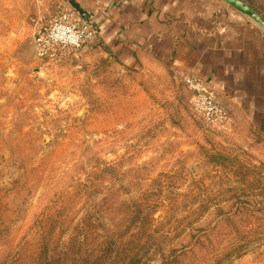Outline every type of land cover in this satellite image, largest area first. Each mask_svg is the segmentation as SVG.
Here are the masks:
<instances>
[{
	"label": "rangeland",
	"instance_id": "374dc122",
	"mask_svg": "<svg viewBox=\"0 0 264 264\" xmlns=\"http://www.w3.org/2000/svg\"><path fill=\"white\" fill-rule=\"evenodd\" d=\"M63 9L0 0V264H264V139L162 65L40 56Z\"/></svg>",
	"mask_w": 264,
	"mask_h": 264
},
{
	"label": "crops",
	"instance_id": "0c3cea01",
	"mask_svg": "<svg viewBox=\"0 0 264 264\" xmlns=\"http://www.w3.org/2000/svg\"><path fill=\"white\" fill-rule=\"evenodd\" d=\"M63 1L79 10L95 28V42L121 62L162 65L174 80L197 76L220 105L264 139V34L222 2Z\"/></svg>",
	"mask_w": 264,
	"mask_h": 264
},
{
	"label": "built area",
	"instance_id": "2783aa9c",
	"mask_svg": "<svg viewBox=\"0 0 264 264\" xmlns=\"http://www.w3.org/2000/svg\"><path fill=\"white\" fill-rule=\"evenodd\" d=\"M95 39L96 30L88 20L82 19L71 9H63L37 32L34 44L37 54L41 56L48 52L78 49L86 43H93ZM179 78L192 95L194 109L206 121H217L222 116V109L213 89L192 74H181Z\"/></svg>",
	"mask_w": 264,
	"mask_h": 264
},
{
	"label": "water",
	"instance_id": "95a60500",
	"mask_svg": "<svg viewBox=\"0 0 264 264\" xmlns=\"http://www.w3.org/2000/svg\"><path fill=\"white\" fill-rule=\"evenodd\" d=\"M228 8L238 13L245 21L254 25L264 34V20L261 19L250 7L240 0H219ZM73 11L80 15L79 10L72 6Z\"/></svg>",
	"mask_w": 264,
	"mask_h": 264
},
{
	"label": "trees",
	"instance_id": "16d2710c",
	"mask_svg": "<svg viewBox=\"0 0 264 264\" xmlns=\"http://www.w3.org/2000/svg\"><path fill=\"white\" fill-rule=\"evenodd\" d=\"M95 261H96V259H95Z\"/></svg>",
	"mask_w": 264,
	"mask_h": 264
}]
</instances>
